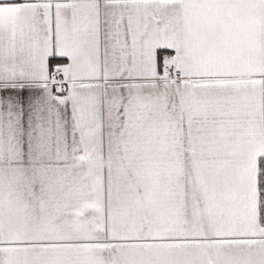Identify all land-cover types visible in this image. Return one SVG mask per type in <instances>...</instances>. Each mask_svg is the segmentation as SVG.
<instances>
[{
	"label": "snow or ice",
	"instance_id": "obj_1",
	"mask_svg": "<svg viewBox=\"0 0 264 264\" xmlns=\"http://www.w3.org/2000/svg\"><path fill=\"white\" fill-rule=\"evenodd\" d=\"M0 264H264V0H0Z\"/></svg>",
	"mask_w": 264,
	"mask_h": 264
}]
</instances>
